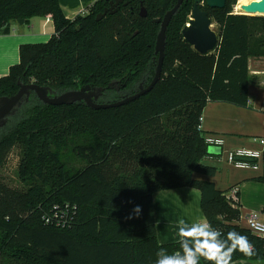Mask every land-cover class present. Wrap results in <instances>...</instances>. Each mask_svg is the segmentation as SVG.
I'll list each match as a JSON object with an SVG mask.
<instances>
[{
    "label": "trees",
    "instance_id": "obj_1",
    "mask_svg": "<svg viewBox=\"0 0 264 264\" xmlns=\"http://www.w3.org/2000/svg\"><path fill=\"white\" fill-rule=\"evenodd\" d=\"M111 1L96 0L68 18L59 0H0V33L33 16H50L55 25L47 42L20 45V62L0 77V98L16 94L20 83L55 94L102 87V103L134 94L143 80L146 87L158 62L154 20L177 0H131L97 20ZM236 2L201 6L219 26L220 44L200 54L181 32L193 8L184 0L167 28L162 77L138 98L94 109L84 101L45 103L32 91L8 117L0 126V166L18 146L26 187L0 181V264H154L159 247L171 253L179 245L159 243L153 194L184 186L201 191L213 228L236 231L254 245L255 255L237 251L231 262L264 259V240L238 223L240 203L230 206V189L194 175L217 171L201 161L209 156L199 128L205 105L248 106L249 58L264 55V16L233 13ZM262 167L264 181V150Z\"/></svg>",
    "mask_w": 264,
    "mask_h": 264
},
{
    "label": "crops",
    "instance_id": "obj_2",
    "mask_svg": "<svg viewBox=\"0 0 264 264\" xmlns=\"http://www.w3.org/2000/svg\"><path fill=\"white\" fill-rule=\"evenodd\" d=\"M59 1L66 16L73 18L87 12L96 0ZM54 33L55 25L50 16H33L23 24L12 21L9 31L0 33V77L8 75L11 66L20 62L21 44L47 42ZM249 71L248 106L224 101H209L205 105L201 129L206 134L222 136L225 144L221 154L208 158L217 167L216 173L196 175L197 178L213 181L220 190L238 188V223L242 226H245L247 217L255 212L264 221V181L258 179L263 175L262 161L258 169L236 168L227 162L225 153L238 147L264 150L260 142L264 138V55L249 58ZM153 204L159 243L178 241L176 221L180 217L189 222L193 219L207 222L201 208V191L197 188L184 186L157 191L153 194ZM201 260L203 264H209ZM231 264H264V259H240Z\"/></svg>",
    "mask_w": 264,
    "mask_h": 264
},
{
    "label": "water",
    "instance_id": "obj_3",
    "mask_svg": "<svg viewBox=\"0 0 264 264\" xmlns=\"http://www.w3.org/2000/svg\"><path fill=\"white\" fill-rule=\"evenodd\" d=\"M183 1L184 0H177L176 4L165 14L163 19L154 20V22L160 23V30L157 34L155 45V52L158 54V62L154 77L146 87L140 85L139 91L134 94L124 95L123 98L114 102L102 103L97 102V99L105 90V88L102 87L85 85L79 89L68 90L60 94H55L46 86H41L35 83H20V88L16 94L10 97L0 98V126L6 122L9 116L15 114L24 100L29 98L32 91H34L38 98L45 103L59 105L73 103L75 101H84L88 106L94 109L120 106L151 91L162 77L168 25ZM226 1L227 0H193L191 14L181 32L184 39L200 54L212 53L220 44L219 34L212 28V19L210 18L208 12L201 6L203 3H206L212 8H223L226 5ZM124 2L125 0H113L109 8H106L104 12L97 15V20H100L108 12L110 14L116 13L118 6ZM127 3L129 2H125V4ZM242 10L244 11L243 13L246 14L264 15V0H252L248 4L242 5ZM140 14L142 16L147 15V11L144 7L141 8ZM208 153L211 155H219L222 153V147L211 145L208 147Z\"/></svg>",
    "mask_w": 264,
    "mask_h": 264
},
{
    "label": "clouds",
    "instance_id": "obj_4",
    "mask_svg": "<svg viewBox=\"0 0 264 264\" xmlns=\"http://www.w3.org/2000/svg\"><path fill=\"white\" fill-rule=\"evenodd\" d=\"M133 211L138 216L142 208L137 205ZM176 229L179 250L170 253L159 247L154 264H201V259L209 264H231L237 251L247 257L255 255L247 236L236 231L224 234L208 222L199 219L189 222L183 217L176 221Z\"/></svg>",
    "mask_w": 264,
    "mask_h": 264
},
{
    "label": "built area",
    "instance_id": "obj_5",
    "mask_svg": "<svg viewBox=\"0 0 264 264\" xmlns=\"http://www.w3.org/2000/svg\"><path fill=\"white\" fill-rule=\"evenodd\" d=\"M202 120V117H200ZM201 129V124L199 125ZM206 143L211 146H221L225 144L224 138L217 134H206ZM261 144L264 146V138L260 140ZM213 155L209 154L208 158ZM225 158L229 164L236 168L242 169H258L260 162L263 160V149H253L247 147H238L229 149L225 153ZM238 188L232 187L229 191L225 193L227 200L233 204H239V194ZM245 226L252 231L254 235L264 240V221L259 218L258 213L250 214L247 219Z\"/></svg>",
    "mask_w": 264,
    "mask_h": 264
},
{
    "label": "rangeland",
    "instance_id": "obj_6",
    "mask_svg": "<svg viewBox=\"0 0 264 264\" xmlns=\"http://www.w3.org/2000/svg\"><path fill=\"white\" fill-rule=\"evenodd\" d=\"M252 0H237L235 4L232 6V12L236 14H242L243 12L239 11L237 8V5L240 3H248ZM246 14V13H243ZM248 15H259V14H248ZM264 16V15H262ZM212 28L219 32V26L213 22ZM20 148L18 146L14 147L12 151L10 152L9 156L5 160L4 164L0 166V181L14 187L17 189H25L26 185L20 180L19 178V162H20ZM202 162L212 164V162L208 159V157L201 158ZM72 163L79 166L82 163L78 161L77 159H73ZM197 174H200L198 172L194 173L196 176ZM230 206L234 209L237 208V204L230 203Z\"/></svg>",
    "mask_w": 264,
    "mask_h": 264
},
{
    "label": "flooded vegetation",
    "instance_id": "obj_7",
    "mask_svg": "<svg viewBox=\"0 0 264 264\" xmlns=\"http://www.w3.org/2000/svg\"><path fill=\"white\" fill-rule=\"evenodd\" d=\"M130 1H131V0H125V2H129V3H130ZM125 2L122 3V4H120L118 7L120 8V6H122V5H127V4H128V3L125 4ZM111 3H112V1H111ZM203 4H204V3H203ZM140 85L144 86V80L138 84V89H140ZM100 96H101V95H100ZM100 96H99V98H100ZM99 98H98V99H99Z\"/></svg>",
    "mask_w": 264,
    "mask_h": 264
},
{
    "label": "bare ground",
    "instance_id": "obj_8",
    "mask_svg": "<svg viewBox=\"0 0 264 264\" xmlns=\"http://www.w3.org/2000/svg\"><path fill=\"white\" fill-rule=\"evenodd\" d=\"M248 3H249V2H248ZM248 3H243V2H242V3L238 4V5H237L238 10L241 11V12H244V11L242 10V5H244V4H248Z\"/></svg>",
    "mask_w": 264,
    "mask_h": 264
}]
</instances>
